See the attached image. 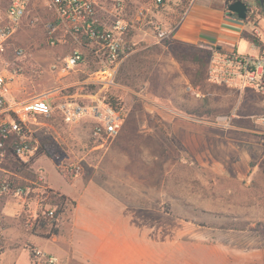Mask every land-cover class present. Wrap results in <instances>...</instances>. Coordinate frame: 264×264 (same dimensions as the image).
Masks as SVG:
<instances>
[{"label":"rangeland","instance_id":"1","mask_svg":"<svg viewBox=\"0 0 264 264\" xmlns=\"http://www.w3.org/2000/svg\"><path fill=\"white\" fill-rule=\"evenodd\" d=\"M101 1L102 7H110L116 0ZM124 1L126 11L127 4L134 5L133 0ZM223 1L230 0H213L212 4L223 5ZM241 1L250 7L237 49L240 54L252 55V39L261 36L264 40L262 0ZM171 2L179 5L175 17L192 0ZM5 8L6 1L0 0V12ZM51 18L45 0H34L7 55L0 58L2 69L6 61L15 60L13 51L22 48L30 60L28 69L12 80L10 98L15 103L55 88L62 89V96L89 102L87 94L98 91L85 86L87 76L96 68L90 60L69 76H59L73 45L49 43L45 23ZM147 30L154 36L152 24L148 23ZM142 36L131 27L125 37L131 49L119 68V87L114 91L127 119L117 138L99 145L92 140L88 123L66 125L60 118H40L29 135L39 142L40 152L27 164L26 175L12 173L13 177L33 182L43 175L44 184L56 193L82 198L91 216L83 214L88 223L119 218L130 219L135 227L137 222L138 235L150 240L138 241V264L149 254L151 264H264V127L259 121L264 117V97L209 82V57L204 48L171 39L154 44ZM220 117H233V129L222 132L212 128H220L213 124ZM178 119L206 130V134H225L229 141L218 142L221 149L213 158L198 160L172 132L171 122ZM239 141L249 143L251 147H245L248 154ZM64 163L81 166L80 173L67 180L60 173ZM89 186L114 188L117 203L108 196L110 201L96 200ZM132 186L136 193L129 195L126 189ZM31 196L28 208L12 195L0 197L4 215L0 264H50L54 251L72 249L74 206L58 212L59 225L27 229L22 223L26 211L42 216L50 208L44 190L38 188ZM56 228L58 234L53 232ZM78 235L96 241L92 233Z\"/></svg>","mask_w":264,"mask_h":264},{"label":"built area","instance_id":"2","mask_svg":"<svg viewBox=\"0 0 264 264\" xmlns=\"http://www.w3.org/2000/svg\"><path fill=\"white\" fill-rule=\"evenodd\" d=\"M6 8L0 12V58L7 55L12 40L34 0H5ZM52 18L46 21L45 29L51 45H73L71 52L60 66L59 76L64 78L71 72L92 61L95 65L87 76L85 86L98 91L86 97L91 101H80L72 96H62V89L55 88L37 97L21 103L10 98L12 80L19 77L28 62L24 49L13 51L15 60L6 61L0 69V197L12 195L28 208L31 195L36 189L48 191L45 177L40 175L36 181L20 182L4 168L8 158L7 143H11L12 156L22 164L31 163L40 150L38 141L32 140L31 126L40 124V118H60L66 125L88 123L91 126V138L96 143L113 141L121 133L127 119L123 105L113 107L107 101V93L119 87L118 72L131 46L125 40L132 27L125 18L124 0H116L105 7L106 16L101 15V0H45ZM162 4L164 0H156ZM264 14V0L261 2ZM158 42L172 39V31L163 24H154ZM261 45L254 42L256 54L243 55L237 50L223 51L215 45L202 46L208 53L209 82L232 88L243 94L252 91L264 97V40L257 36ZM90 57V59H88ZM56 68V66H54ZM233 117H220L213 123L221 129H233ZM259 121L264 127V117ZM264 145V132L261 133ZM61 171L68 177H75L81 166L64 163ZM52 223L59 222L57 208H47L42 213ZM24 226L32 229L41 216L26 211ZM4 229V215L0 213V234ZM54 258L49 259L54 264Z\"/></svg>","mask_w":264,"mask_h":264},{"label":"crops","instance_id":"3","mask_svg":"<svg viewBox=\"0 0 264 264\" xmlns=\"http://www.w3.org/2000/svg\"><path fill=\"white\" fill-rule=\"evenodd\" d=\"M131 2L134 5L127 4V11L125 9L124 16L131 23L134 33H139L140 35L143 33L144 36L142 37L146 36L145 40H150L154 44L161 43L157 41L155 34L152 36L151 32L149 33L147 30L148 23L152 24V26L156 23H161L172 31L171 40L176 43L197 47L215 45L219 50L238 51V38L243 36L246 24L235 14H230L229 7L228 9L225 8L226 1H223V5H214L212 4L213 0H192L190 6L181 15H175V17L174 14L179 10V5L174 6L171 0H164L162 4H157L156 0H143L142 2L133 0ZM104 9L105 7L101 9V15L107 17V10ZM180 16L182 17L179 21L178 18ZM256 53L257 51L253 50V54ZM177 121H180V123ZM212 128L224 131L221 128ZM171 129L188 153L198 160L212 156L214 153L217 154L218 150L221 149L218 142L223 145L222 142L225 140L229 141V139H225V134L223 137L218 134H206V130L201 131L195 125L187 123L183 119L172 121ZM239 142L244 148L246 146L251 147L249 143L244 145L243 141ZM245 153H249L248 148ZM46 187L56 193L50 185ZM92 189H94V192L90 193L96 196H94L96 200L101 202L102 199L106 202L110 201L107 198L108 196L114 201L113 203H117L118 198H115V195L112 194L115 193L114 188L109 187L103 190L99 187H93ZM126 190H128L129 195L136 193L134 186ZM58 192L74 201L75 206L70 222L72 249L65 248L54 251V255L51 257L56 260V263L138 264L137 243L138 241L149 243L150 240L138 235L135 228L137 222L135 227L131 226L132 221L130 219L125 222V220L119 218L113 219V222L100 219V221H94L92 224L88 223L83 216L84 213L88 214L83 207L84 200L81 197V199H78L71 194L57 190ZM81 232L84 234L92 233L96 241L92 242L80 237L78 234ZM142 258L144 261L140 264H147V258H150L149 264H151V254L144 255Z\"/></svg>","mask_w":264,"mask_h":264},{"label":"trees","instance_id":"4","mask_svg":"<svg viewBox=\"0 0 264 264\" xmlns=\"http://www.w3.org/2000/svg\"><path fill=\"white\" fill-rule=\"evenodd\" d=\"M234 1H241V0H230L228 1V3L230 2H234ZM243 2V1H242ZM245 3V2H244ZM260 3V2H258ZM246 6L248 7V12H249V5L247 3H245ZM181 17L180 16L178 19L179 21L181 20ZM243 22H248V13H247V18L245 20H241ZM254 43L258 44V45H261V43L259 42V40H254V38L252 39ZM13 55V54H12ZM202 61V64H205L206 63V60L203 59L201 60ZM94 87H90V89L93 90ZM116 89H113L112 91H110L109 93H107V101L115 108H119L121 105H122V100L120 98V96L117 94L116 91H114ZM7 155H8V158L6 159V162H4V168L6 170H8L9 172L13 173V174H27L29 171L27 169V164H22L20 163L17 159H15L11 154H12V147H11V143H7ZM40 152V151H39ZM60 173L67 179V180H70L71 177H68L67 175H65L61 170H60ZM14 175H12V178L14 179L13 177ZM44 197L46 198L48 204L51 206V207H56L57 208V212H61L63 210H65L68 205H72V206H75V202L71 201L70 199H68L66 196L64 195H61L59 193H55L54 191L52 190H48L46 192H44ZM24 215L22 216V223L24 224ZM52 222L45 218L44 216H41V219L39 221H37L34 226L32 227L33 230H36L39 226L42 227V228H46L48 224H51ZM53 224V223H52ZM58 225L60 224V221L57 223ZM53 232L55 234H58L59 233V230L56 228V229H53Z\"/></svg>","mask_w":264,"mask_h":264},{"label":"water","instance_id":"5","mask_svg":"<svg viewBox=\"0 0 264 264\" xmlns=\"http://www.w3.org/2000/svg\"><path fill=\"white\" fill-rule=\"evenodd\" d=\"M230 14H235L240 20L247 18L248 7L242 1L234 2L229 6Z\"/></svg>","mask_w":264,"mask_h":264},{"label":"flooded vegetation","instance_id":"6","mask_svg":"<svg viewBox=\"0 0 264 264\" xmlns=\"http://www.w3.org/2000/svg\"><path fill=\"white\" fill-rule=\"evenodd\" d=\"M234 2H237V1H234ZM234 2H229V3H226V5L229 7L231 4H233Z\"/></svg>","mask_w":264,"mask_h":264}]
</instances>
